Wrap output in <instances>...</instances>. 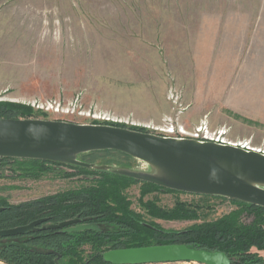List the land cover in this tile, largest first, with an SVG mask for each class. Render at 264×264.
<instances>
[{"label":"rangeland","instance_id":"374dc122","mask_svg":"<svg viewBox=\"0 0 264 264\" xmlns=\"http://www.w3.org/2000/svg\"><path fill=\"white\" fill-rule=\"evenodd\" d=\"M8 113L12 117L0 118L143 132L171 125L192 132L205 125L263 150L264 0H0V115ZM76 158L90 170L156 173L150 163L117 151ZM73 166L1 160L0 203L22 205L93 184L92 175L77 174ZM138 180L125 190L130 207L172 235L164 244L183 243L180 232L238 208L230 198L166 187L175 191L141 196ZM141 199L163 208L178 201L198 206L197 218L152 217ZM9 239L25 243L29 237H0V243ZM85 249L78 264L93 253ZM248 253L264 260V249Z\"/></svg>","mask_w":264,"mask_h":264},{"label":"water","instance_id":"95a60500","mask_svg":"<svg viewBox=\"0 0 264 264\" xmlns=\"http://www.w3.org/2000/svg\"><path fill=\"white\" fill-rule=\"evenodd\" d=\"M115 150L150 163L156 173L114 172L187 192L217 195L264 207V153L213 141L165 137L115 125L60 120L0 118V157L40 159L90 167L77 160L79 152ZM2 208H0V211ZM47 218L0 230V237L22 235ZM65 231L99 230L79 219L48 225ZM110 264L197 262L233 264L223 251L186 244H162L103 252Z\"/></svg>","mask_w":264,"mask_h":264},{"label":"trees","instance_id":"16d2710c","mask_svg":"<svg viewBox=\"0 0 264 264\" xmlns=\"http://www.w3.org/2000/svg\"><path fill=\"white\" fill-rule=\"evenodd\" d=\"M10 114L0 117H12ZM97 151L115 152V150ZM117 152L126 157L130 156ZM8 159L16 158L0 157V161ZM27 160L39 163L55 162ZM73 167L77 169V174L92 175L93 184L22 205L7 207L0 203L2 208L0 230L47 218L46 222L25 234L18 235L29 237L25 243L13 239L1 242V261L7 264H78L83 257H86L85 245H89L93 253L89 255L86 264H110L104 261L102 254L105 251L150 246L155 244L152 241H155L156 245H164L162 239L171 238L172 235L164 233L153 223L144 221L143 216L130 207L132 202L125 190L132 184L139 183L138 179L104 169L90 170L89 167L81 165ZM67 175L73 176L75 173ZM142 184L141 196L153 191L165 190L148 181H143ZM231 201L238 206L236 210L216 221L197 223L188 230L180 232L179 235L183 240L180 244L210 251H223L231 258L233 264H264L262 258H253L254 256L248 253L252 247L264 249V207L236 199ZM141 204L152 217L164 220L197 218L198 206H192L191 209V205L186 202L178 201L172 208L159 207L156 200L155 202L148 200L144 203L141 199ZM245 215L254 217L245 221L242 219ZM71 219H79L80 223L96 224L99 230L68 232L65 228H48L50 224Z\"/></svg>","mask_w":264,"mask_h":264},{"label":"built area","instance_id":"2783aa9c","mask_svg":"<svg viewBox=\"0 0 264 264\" xmlns=\"http://www.w3.org/2000/svg\"><path fill=\"white\" fill-rule=\"evenodd\" d=\"M107 120H111L108 117H105ZM113 121L117 122L119 121V119H112ZM120 121H122L120 119ZM147 128H149L147 126ZM154 131H146L148 133H153V134H157V135H162L165 137H175V138H192V139H196L198 141L201 142H206V141H213L216 143H220V144H229V145H233V146H238L247 150H253L250 148V143L247 141H239V142H234V141H230L228 139H226L224 137L225 133L222 132H218V133H213L211 132L208 127L204 126H199L197 127L194 131L189 132L187 131L184 127H180L177 128L174 125L171 126H166V127H152ZM258 152H262L264 153V149L263 151L255 150Z\"/></svg>","mask_w":264,"mask_h":264},{"label":"bare ground","instance_id":"6f19581e","mask_svg":"<svg viewBox=\"0 0 264 264\" xmlns=\"http://www.w3.org/2000/svg\"><path fill=\"white\" fill-rule=\"evenodd\" d=\"M112 125V124H111ZM251 149H253V150H258L257 148H252V147H250ZM260 151H263L262 149H259Z\"/></svg>","mask_w":264,"mask_h":264}]
</instances>
